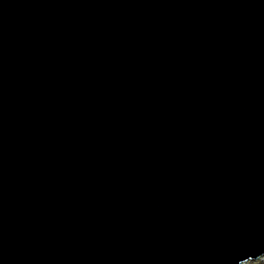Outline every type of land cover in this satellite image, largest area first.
Returning <instances> with one entry per match:
<instances>
[{"label":"water","instance_id":"obj_1","mask_svg":"<svg viewBox=\"0 0 264 264\" xmlns=\"http://www.w3.org/2000/svg\"><path fill=\"white\" fill-rule=\"evenodd\" d=\"M258 257L264 0H0V264Z\"/></svg>","mask_w":264,"mask_h":264},{"label":"rangeland","instance_id":"obj_2","mask_svg":"<svg viewBox=\"0 0 264 264\" xmlns=\"http://www.w3.org/2000/svg\"><path fill=\"white\" fill-rule=\"evenodd\" d=\"M263 261H264V257L263 258H257L258 263L263 262ZM241 264H251V263H241ZM252 264H256V263H252Z\"/></svg>","mask_w":264,"mask_h":264},{"label":"bare ground","instance_id":"obj_3","mask_svg":"<svg viewBox=\"0 0 264 264\" xmlns=\"http://www.w3.org/2000/svg\"><path fill=\"white\" fill-rule=\"evenodd\" d=\"M257 264V263H256ZM258 264H264V261L263 262H260V263H258Z\"/></svg>","mask_w":264,"mask_h":264}]
</instances>
